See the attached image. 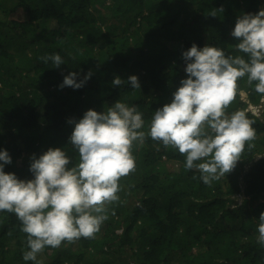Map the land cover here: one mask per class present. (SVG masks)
<instances>
[{"label": "trees", "instance_id": "trees-1", "mask_svg": "<svg viewBox=\"0 0 264 264\" xmlns=\"http://www.w3.org/2000/svg\"><path fill=\"white\" fill-rule=\"evenodd\" d=\"M262 7L264 0H0L6 172L31 179V159L49 147L65 148L75 164L70 121L92 107L102 112L119 100L145 121V140L131 149L135 168L119 179V198L106 203L99 231L45 247L37 255L41 264H264L256 231L264 211V95L254 91L256 82L239 78L226 109L260 104L258 116L248 113L255 139L219 180L205 184L199 170L184 168V154L147 136L153 111L171 101L187 75L182 52L195 43L242 55L231 31L238 16ZM20 10L23 19L16 17ZM52 53L63 58L58 68L40 59ZM89 71L82 87L59 86L69 72L83 80ZM131 74L140 88L127 83ZM116 75L125 83L113 86ZM26 241L15 214L0 211V264H33L22 259Z\"/></svg>", "mask_w": 264, "mask_h": 264}, {"label": "clouds", "instance_id": "clouds-1", "mask_svg": "<svg viewBox=\"0 0 264 264\" xmlns=\"http://www.w3.org/2000/svg\"><path fill=\"white\" fill-rule=\"evenodd\" d=\"M231 35L240 38L235 47L242 55L195 43L182 52L187 75L171 101L153 111L148 125L147 136L184 154V168L199 170L205 184L225 177L245 143L255 139L254 120L248 113L258 116L260 109L252 104L231 113L226 109L237 94L239 78L255 81L254 91L264 95V7L238 16ZM40 59L57 68L64 63L59 53ZM90 76L91 71L77 80V73L69 72L59 86L79 88ZM122 83L119 75L111 81L113 86ZM127 83L140 88L135 74L127 77ZM70 122L74 127L69 141L79 156L75 164L65 148L49 147L31 159L32 178L20 179L4 170L11 156L0 148V211L14 213L27 234L25 262L41 264L37 255L45 247L90 238L99 231L107 219L106 203L119 198V179L135 168L133 143L143 144L146 136L143 114L119 100L102 112L90 108ZM236 201L240 204L243 199ZM256 231L264 246V211Z\"/></svg>", "mask_w": 264, "mask_h": 264}, {"label": "rangeland", "instance_id": "rangeland-1", "mask_svg": "<svg viewBox=\"0 0 264 264\" xmlns=\"http://www.w3.org/2000/svg\"><path fill=\"white\" fill-rule=\"evenodd\" d=\"M27 16V13L26 12H24V11H22V10H20L19 11V13L16 15V17H18V18H21V19H23V18H25ZM118 23H120V22H118ZM197 25H198V22H197ZM177 41V40H176ZM182 67H181V69L184 71V68H185V66H186V63H182ZM243 97H246V95H243ZM252 106H255V107H257V108H259V109H261V106H260V104H258V105H253L252 104ZM91 109H94L95 110V107H92ZM262 112V109L260 110V113ZM234 199H236V200H241V199H243V196L241 195V194H238V195H235V198Z\"/></svg>", "mask_w": 264, "mask_h": 264}, {"label": "water", "instance_id": "water-1", "mask_svg": "<svg viewBox=\"0 0 264 264\" xmlns=\"http://www.w3.org/2000/svg\"><path fill=\"white\" fill-rule=\"evenodd\" d=\"M261 103H264V100H261Z\"/></svg>", "mask_w": 264, "mask_h": 264}]
</instances>
